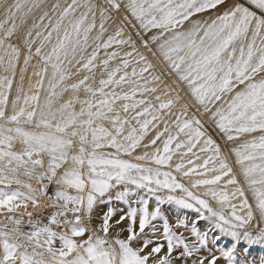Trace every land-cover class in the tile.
I'll use <instances>...</instances> for the list:
<instances>
[{"label": "snow or ice", "instance_id": "1", "mask_svg": "<svg viewBox=\"0 0 264 264\" xmlns=\"http://www.w3.org/2000/svg\"><path fill=\"white\" fill-rule=\"evenodd\" d=\"M0 10V264H264V0Z\"/></svg>", "mask_w": 264, "mask_h": 264}, {"label": "rangeland", "instance_id": "2", "mask_svg": "<svg viewBox=\"0 0 264 264\" xmlns=\"http://www.w3.org/2000/svg\"><path fill=\"white\" fill-rule=\"evenodd\" d=\"M9 2H11V0H9ZM0 18H2V10H0ZM133 35H134V33H133ZM150 59H151V57H150ZM161 67L162 66L158 64V71L160 70ZM209 132H210V134L215 135V133L212 132L211 128H209ZM33 183L35 184L34 181H33ZM117 206L119 207V206H122V205H117ZM182 215L192 216V215H194V213L191 210H187V211L183 212ZM202 225H203V222H202ZM25 230H27L26 226H25ZM221 264H223V262H221Z\"/></svg>", "mask_w": 264, "mask_h": 264}]
</instances>
